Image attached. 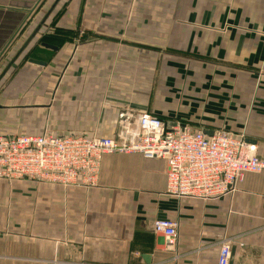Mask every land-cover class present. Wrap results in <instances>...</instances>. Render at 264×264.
Wrapping results in <instances>:
<instances>
[{
	"label": "crops",
	"instance_id": "0c3cea01",
	"mask_svg": "<svg viewBox=\"0 0 264 264\" xmlns=\"http://www.w3.org/2000/svg\"><path fill=\"white\" fill-rule=\"evenodd\" d=\"M56 1L0 0V76L37 33L0 81L24 63L0 100V135L114 137L132 108L224 129L264 160V0H71V29L51 19L62 0L45 21ZM166 173L165 161L113 155L94 190L0 181L13 187L0 190L5 207L86 218L0 226V264H217L224 240L230 264H264V173L214 202L166 196ZM168 219L179 224L171 251L154 232Z\"/></svg>",
	"mask_w": 264,
	"mask_h": 264
},
{
	"label": "built area",
	"instance_id": "2783aa9c",
	"mask_svg": "<svg viewBox=\"0 0 264 264\" xmlns=\"http://www.w3.org/2000/svg\"><path fill=\"white\" fill-rule=\"evenodd\" d=\"M140 155L167 164L166 196L202 202L217 201L237 190L249 174L264 173L260 159L243 137L224 129L211 136L132 108L121 112L114 137L0 135V181L28 180L45 185L94 190L99 187L104 159ZM179 224L157 220L154 232L174 250ZM243 246V245H241ZM232 241L220 243L217 264H230Z\"/></svg>",
	"mask_w": 264,
	"mask_h": 264
},
{
	"label": "rangeland",
	"instance_id": "374dc122",
	"mask_svg": "<svg viewBox=\"0 0 264 264\" xmlns=\"http://www.w3.org/2000/svg\"><path fill=\"white\" fill-rule=\"evenodd\" d=\"M71 8H72L71 0H62L59 7L56 9L55 18L54 19L51 18L52 21L57 20V16L60 14L61 17L63 16L61 18L62 28H65V29H67L68 27L70 28L66 16L69 15V13H70L69 11L71 10ZM45 10H47V9H45ZM46 13H47V11H46ZM50 29L52 30V27L48 28V29L46 27V31L50 30ZM72 29H73V27H72ZM80 41H81V39H80ZM64 43H66V42H64ZM64 43H62V47H64L66 45V44L63 45ZM23 66H24V63L18 65V67L12 71L13 74H12V76L9 77L10 79H8V81H3L4 83H2L0 85V100L3 99V96L5 95V91L7 89H10V87H9L11 84L10 81L13 78L18 77V75H15V74L21 73L22 69L21 70H18V69L22 68ZM1 68L4 70L3 67H1ZM3 70H1V71H3ZM116 125H117V121H116ZM44 188L52 189V191H55V192H62L61 190L64 189V188L62 189L60 187H55V186H44ZM2 189L11 192L13 187L9 186L7 188L5 186V188H0V190H2ZM4 190H2V191H4ZM46 206H48V205L46 204ZM0 207L3 208L2 212L0 213V226H12L15 224L20 225V224H24V223L28 224L29 226H37V225L38 226H69L70 224L73 226H78V225L84 226L85 225V219L86 218L83 215L81 216L79 214H76V215H71V216H65V214L62 211H57L58 208H54L57 210H51V209L46 207V208H44L45 210L43 209L44 211H40V213L38 214L35 211L36 209L33 207V205H31V207L28 208L27 212L26 211L24 212L23 210H21L19 206L16 207L17 209H14V208L11 209L10 207H5L0 203ZM69 222H71V223H69Z\"/></svg>",
	"mask_w": 264,
	"mask_h": 264
},
{
	"label": "water",
	"instance_id": "95a60500",
	"mask_svg": "<svg viewBox=\"0 0 264 264\" xmlns=\"http://www.w3.org/2000/svg\"><path fill=\"white\" fill-rule=\"evenodd\" d=\"M61 0H57L56 3L54 4V6L50 9V11L48 12L45 21L48 19L49 15L53 12V10L56 8V6L59 4ZM44 21V23H45ZM43 23V24H44ZM40 29V28H39ZM39 31V30H38ZM37 34V33H36ZM33 37H35V35ZM32 37V38H33ZM32 38L27 42V44L25 45V47H23V49L17 54V56L13 59V61L10 63V65L8 66V68H6V70L2 73V75L0 76V81L4 78V76L8 73V71L11 69V67L14 65V63L17 61V59L20 57V55L23 53V51L25 50V48L29 45V43L32 41ZM46 47H50L48 45H46ZM31 63L36 64V65H45L43 62H39V61H31Z\"/></svg>",
	"mask_w": 264,
	"mask_h": 264
},
{
	"label": "trees",
	"instance_id": "16d2710c",
	"mask_svg": "<svg viewBox=\"0 0 264 264\" xmlns=\"http://www.w3.org/2000/svg\"><path fill=\"white\" fill-rule=\"evenodd\" d=\"M62 33H66V32H68V31H61ZM66 39V38H65Z\"/></svg>",
	"mask_w": 264,
	"mask_h": 264
},
{
	"label": "flooded vegetation",
	"instance_id": "af4514ba",
	"mask_svg": "<svg viewBox=\"0 0 264 264\" xmlns=\"http://www.w3.org/2000/svg\"><path fill=\"white\" fill-rule=\"evenodd\" d=\"M46 23V22H45ZM42 28H40V30H41ZM46 29V28H45ZM46 31V30H45Z\"/></svg>",
	"mask_w": 264,
	"mask_h": 264
}]
</instances>
